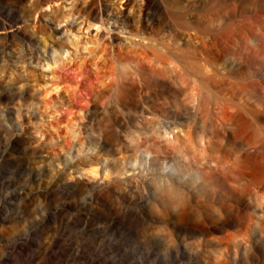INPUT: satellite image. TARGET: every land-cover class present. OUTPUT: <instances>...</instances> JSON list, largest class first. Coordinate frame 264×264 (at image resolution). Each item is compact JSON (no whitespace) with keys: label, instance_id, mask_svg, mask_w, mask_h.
I'll return each instance as SVG.
<instances>
[{"label":"rangeland","instance_id":"1","mask_svg":"<svg viewBox=\"0 0 264 264\" xmlns=\"http://www.w3.org/2000/svg\"><path fill=\"white\" fill-rule=\"evenodd\" d=\"M16 1L0 0V264H264V191L234 189L214 163L156 151L158 140L146 125L104 122L115 116L102 105L109 106L120 65L106 49L109 34L97 26L79 23L72 44L56 59L24 66L31 49L43 52L45 41H55L47 22L59 13L46 10L49 0ZM122 1V17L133 24V8L146 34L156 38L168 33L160 32L164 20L180 30L210 32L264 11V0H165L169 9L157 14L153 0ZM134 40L139 44L125 42L128 61L144 63L151 53L139 37ZM181 48L194 49L186 42ZM17 51L21 58L12 56ZM219 62L212 63L221 72L245 65H234L230 55ZM251 70L264 84V61L256 60ZM156 80L165 89V78ZM228 88L201 84L199 111L189 106L163 116L194 117L192 124L171 128V138L184 145L185 138L196 140L211 123L205 105L212 107ZM255 101L264 105V93ZM120 114L129 120L130 114ZM222 145L237 147L226 140ZM216 155L235 162L222 150ZM164 175L195 196L187 221L175 218L174 206L160 203L158 209L142 194L158 192L156 178ZM197 208L206 232L190 222Z\"/></svg>","mask_w":264,"mask_h":264},{"label":"bare ground","instance_id":"2","mask_svg":"<svg viewBox=\"0 0 264 264\" xmlns=\"http://www.w3.org/2000/svg\"><path fill=\"white\" fill-rule=\"evenodd\" d=\"M122 2L49 0L46 10L59 13L55 21L48 19L47 22L50 38L55 37V41H45L43 52L31 49L24 66H33L51 55L56 59L59 50H67L66 47L72 44V36L79 23L89 28L97 26L98 32L109 34L106 49L111 58L116 59L120 65L118 78L110 84L113 92L107 103L109 106L102 105L104 113L113 111L115 116L107 113L103 118L104 122L111 126L115 122L146 125L151 128L153 138L158 140L153 144L156 151L165 154L177 153L178 157L188 156L190 159L214 163L231 178L234 189L248 191L255 188L259 192L264 191V105L255 101L261 92L264 93V84L263 80L253 77L251 70L256 60L264 61V11L248 21L237 22L232 26L224 25L210 32L180 30L172 20H164L166 25L160 26V32L166 33L164 30H168V33L156 38L146 34L143 18L136 16L133 8L129 9L133 24L129 18L122 17ZM196 2L197 0H193V4ZM164 7L169 9L165 0H153L150 4L156 14ZM175 14L172 13V17H176ZM40 27L42 28L41 24ZM122 33L127 36L122 37ZM4 35L5 32L0 30V37ZM134 37H139L142 46L151 53L144 63L128 61L129 45L125 42L130 40L131 44H139ZM119 39H124V42L116 44L115 41ZM145 39L148 40L147 43L144 42ZM185 42L191 44L194 49L190 52L184 51L181 46ZM228 48L233 51L224 52ZM20 54L22 51H17L12 56L17 59L23 55ZM227 55L231 56L234 65L237 60L245 65L238 63L237 72L231 68L221 72L212 62L220 63L219 60ZM23 71L27 73V68ZM186 73L190 74L192 79L186 76ZM157 76L165 78V89L159 87ZM192 81L195 82L194 85ZM211 83H228L229 88L222 99L212 103V107L209 103L205 105L210 112V125L200 132L196 140L185 138V145L179 143V139H172L171 128H179L181 123L192 124L194 117L185 114L181 120L171 121L163 116L169 114L171 109L182 111L189 106L195 109L194 111H199L203 97L201 84L209 87ZM183 93L189 94L181 96ZM120 112L130 114L129 120L122 118ZM225 140L236 143L237 147L224 149L222 143ZM219 150L224 152L225 159L234 155L235 162L218 157L216 152ZM156 182L158 192L150 194L142 191L148 203L158 209L160 203L167 207L174 206L175 218L187 221V218H190L188 210L195 196L166 175L156 178ZM105 195L113 197L110 190L106 191ZM195 213V219L190 222L201 232H206L208 229L204 212L197 208Z\"/></svg>","mask_w":264,"mask_h":264}]
</instances>
